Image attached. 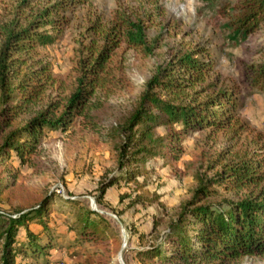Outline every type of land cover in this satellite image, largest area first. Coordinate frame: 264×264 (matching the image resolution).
Returning a JSON list of instances; mask_svg holds the SVG:
<instances>
[{
	"label": "trees",
	"instance_id": "trees-1",
	"mask_svg": "<svg viewBox=\"0 0 264 264\" xmlns=\"http://www.w3.org/2000/svg\"><path fill=\"white\" fill-rule=\"evenodd\" d=\"M88 1L56 0L26 23L16 18L0 24L4 35L0 41V198L13 195L16 183L9 176L13 159L19 166L37 167L34 157L43 139L68 131L77 116L85 126L99 128L101 102L91 97L98 87L110 83L107 61L116 47L126 43L150 54L160 45V36H150L139 16L120 12L106 25L98 16L91 28L102 43H84L83 72L76 90L64 99L52 97L46 106L35 109L48 85L56 81L49 63L35 57V49L55 42L69 21L67 12ZM224 6L229 8V37L235 41L246 39L264 21V0H225ZM207 52L200 47L182 49L159 65L134 108L107 130L117 169L99 180L94 194L97 203H104L115 183L134 182L141 189L144 183L138 177L148 172L147 160L178 159L188 132L232 125L241 102L233 89L207 80L212 69ZM247 78L264 91V62L249 64ZM162 124L168 130L156 133ZM217 165L221 166L212 171ZM194 178L191 196L181 201L157 238L153 234L160 220H154L148 231L132 229L141 243L133 246L136 256L144 264H231L244 255L263 254L264 145L229 159L217 157L208 168L197 170ZM57 195L71 205L66 230L53 220ZM126 196L132 205L158 197L144 191ZM59 238L68 239V246L74 247L71 253L89 243L97 264H121L115 257L124 250L123 238L111 217L82 205L74 196L54 189L34 201L22 199L11 212L0 209V264H47L49 249Z\"/></svg>",
	"mask_w": 264,
	"mask_h": 264
},
{
	"label": "rangeland",
	"instance_id": "rangeland-1",
	"mask_svg": "<svg viewBox=\"0 0 264 264\" xmlns=\"http://www.w3.org/2000/svg\"><path fill=\"white\" fill-rule=\"evenodd\" d=\"M55 1L0 0V24L16 18L26 23L33 14ZM224 3L225 0H89L68 11L69 21L57 40L35 49V57L49 63L56 79L48 85L35 109L46 106L52 97L64 99L76 90L83 72L84 43L91 40L102 43L99 33L91 28L98 16L105 25L120 12L139 16L145 21L150 36H160V45L150 54L126 43L113 50L107 61L111 81L98 87L91 97L101 102L99 128L85 126L82 117L77 116L68 131L54 132L43 139L34 157L37 167L19 166L13 159L9 176L16 186L12 189L13 195L0 198V209L11 212L22 199L34 201L47 191L62 188L60 192L66 196H74L84 206H96L111 217L123 243L126 242L115 261L121 263L122 253L126 264H144L133 250V246L141 243L132 229L148 231L154 220H160L153 234V238H157L178 211L181 201L191 196L197 170L208 168L217 157L229 159L264 145V91L247 78L249 64L264 62V21L246 39L235 41L229 37L226 27L229 8ZM3 37L0 28V41ZM193 47L208 50L212 69L207 80L236 92L241 102L237 117L229 127L188 132L181 141L183 149L178 159L156 156L147 160L148 172L138 177L144 183L141 189L134 182L115 183L109 187L102 200L104 203H97L94 194L99 180L117 169L114 146L106 135L107 130L134 108L159 65L171 60L179 50ZM167 130L165 124L156 127L159 134ZM142 191L151 198L158 197L154 201L129 204L130 197L126 194L134 196ZM70 208V203L61 195L52 203L53 220L61 230H66V220H71ZM71 233L69 231V236ZM56 242L49 249L47 264H97V255L89 243L71 253L74 247L68 246V239L59 238ZM231 264H264V253L244 255Z\"/></svg>",
	"mask_w": 264,
	"mask_h": 264
},
{
	"label": "water",
	"instance_id": "water-1",
	"mask_svg": "<svg viewBox=\"0 0 264 264\" xmlns=\"http://www.w3.org/2000/svg\"><path fill=\"white\" fill-rule=\"evenodd\" d=\"M94 202H95V200H94ZM94 209H98L96 206H92ZM127 239H126V237H125V241H126ZM126 245V242H124L123 243V247ZM121 257V264H126L125 263V261H124V259H123V255H122V253H121V255H120Z\"/></svg>",
	"mask_w": 264,
	"mask_h": 264
},
{
	"label": "built area",
	"instance_id": "built-area-1",
	"mask_svg": "<svg viewBox=\"0 0 264 264\" xmlns=\"http://www.w3.org/2000/svg\"><path fill=\"white\" fill-rule=\"evenodd\" d=\"M59 191H62V188H59Z\"/></svg>",
	"mask_w": 264,
	"mask_h": 264
}]
</instances>
